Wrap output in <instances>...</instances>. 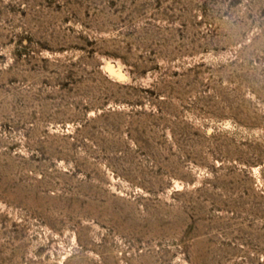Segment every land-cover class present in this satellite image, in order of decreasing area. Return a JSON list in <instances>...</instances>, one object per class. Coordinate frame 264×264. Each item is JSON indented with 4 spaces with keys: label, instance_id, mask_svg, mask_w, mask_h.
Listing matches in <instances>:
<instances>
[{
    "label": "rangeland",
    "instance_id": "rangeland-1",
    "mask_svg": "<svg viewBox=\"0 0 264 264\" xmlns=\"http://www.w3.org/2000/svg\"><path fill=\"white\" fill-rule=\"evenodd\" d=\"M0 264H264V0H0Z\"/></svg>",
    "mask_w": 264,
    "mask_h": 264
}]
</instances>
